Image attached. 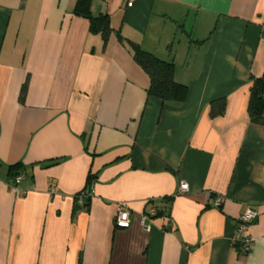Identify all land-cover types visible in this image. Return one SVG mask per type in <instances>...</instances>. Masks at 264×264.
<instances>
[{"label": "crops", "instance_id": "0c3cea01", "mask_svg": "<svg viewBox=\"0 0 264 264\" xmlns=\"http://www.w3.org/2000/svg\"><path fill=\"white\" fill-rule=\"evenodd\" d=\"M76 1L0 0V264H264V0H91L106 46ZM119 37L172 62L186 100L148 97Z\"/></svg>", "mask_w": 264, "mask_h": 264}, {"label": "trees", "instance_id": "16d2710c", "mask_svg": "<svg viewBox=\"0 0 264 264\" xmlns=\"http://www.w3.org/2000/svg\"><path fill=\"white\" fill-rule=\"evenodd\" d=\"M91 0H77L74 13L77 16L86 18L89 21V30L93 34L100 33L103 39V45L106 46L112 33L110 21L107 16H94L90 12ZM121 44L126 43L132 52L133 61L148 76L150 83L147 88L148 97H154L163 104L177 103L181 104L186 100L188 87L178 84L174 81V64L163 61L151 53L143 51L139 46L118 38ZM251 88L249 91L248 114L252 121H259L262 118L264 109V80L254 77L250 78ZM226 102L220 99L210 104V117H220L225 113ZM13 169V168H12ZM11 169V170H12ZM10 170V171H11ZM13 172L12 177H14ZM94 177L87 176L86 188L74 196V202L78 205V197L82 198V206L87 203L90 196L87 189H91ZM160 210L156 208L154 218L160 215ZM151 216V215H150ZM240 252V250H239Z\"/></svg>", "mask_w": 264, "mask_h": 264}, {"label": "built area", "instance_id": "2783aa9c", "mask_svg": "<svg viewBox=\"0 0 264 264\" xmlns=\"http://www.w3.org/2000/svg\"><path fill=\"white\" fill-rule=\"evenodd\" d=\"M132 4L129 3L130 7ZM20 178L16 179V183H19ZM188 190L187 184H181L179 187V191L184 193ZM50 193L53 194V190H50ZM78 202L82 204L81 196L78 197ZM221 200L217 199L214 202L215 206H219ZM156 213L155 209L150 210V215H154ZM257 217V213L252 208H247L246 211L240 216L236 225H235V234L233 238V242L239 246L240 254H246L249 252L252 244L253 238L250 235V227L255 222ZM130 214L123 207L119 206L116 217H115V227L120 230H126L130 227Z\"/></svg>", "mask_w": 264, "mask_h": 264}]
</instances>
